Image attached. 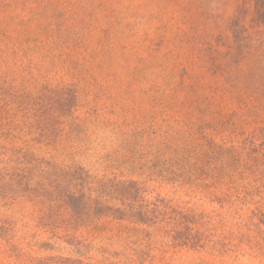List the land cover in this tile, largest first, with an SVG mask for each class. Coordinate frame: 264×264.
I'll return each instance as SVG.
<instances>
[{
  "label": "rangeland",
  "instance_id": "1",
  "mask_svg": "<svg viewBox=\"0 0 264 264\" xmlns=\"http://www.w3.org/2000/svg\"><path fill=\"white\" fill-rule=\"evenodd\" d=\"M0 141L165 202L72 228L0 197V264H264L258 0H0Z\"/></svg>",
  "mask_w": 264,
  "mask_h": 264
},
{
  "label": "trees",
  "instance_id": "2",
  "mask_svg": "<svg viewBox=\"0 0 264 264\" xmlns=\"http://www.w3.org/2000/svg\"><path fill=\"white\" fill-rule=\"evenodd\" d=\"M263 5L264 0H258V9L264 14ZM68 92L65 105L70 100ZM143 192L138 180L99 176L80 164L38 157L28 146L0 141V197L43 200L49 204L48 216H62L69 227L88 226L105 217L153 225L164 212L165 202L145 200ZM260 212L264 215L259 208L252 210L248 218L251 225L258 227L253 217ZM181 216L190 215L181 212Z\"/></svg>",
  "mask_w": 264,
  "mask_h": 264
}]
</instances>
